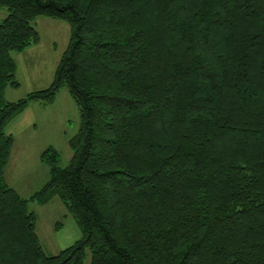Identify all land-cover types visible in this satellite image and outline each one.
Returning <instances> with one entry per match:
<instances>
[{"label":"trees","instance_id":"16d2710c","mask_svg":"<svg viewBox=\"0 0 264 264\" xmlns=\"http://www.w3.org/2000/svg\"><path fill=\"white\" fill-rule=\"evenodd\" d=\"M0 264H264V0H0ZM60 20L51 85L18 89L12 52ZM62 89L80 125L29 198L5 179L8 124ZM59 198L82 237L43 249L30 203Z\"/></svg>","mask_w":264,"mask_h":264},{"label":"rangeland","instance_id":"374dc122","mask_svg":"<svg viewBox=\"0 0 264 264\" xmlns=\"http://www.w3.org/2000/svg\"><path fill=\"white\" fill-rule=\"evenodd\" d=\"M7 15V10L0 8V22ZM33 26L40 34V43L22 53L12 52L20 88L7 89L8 102H17L31 92L48 88L70 42V26L63 21L40 17ZM28 108L7 126V133L14 137V146L5 170L7 183L24 198L49 180L50 169L40 159L46 149L53 147L60 153L61 167L69 165L73 152L68 141L77 134L80 125L78 108L67 89L60 91L52 105L34 101ZM29 210L37 216V233L47 255H57L82 237L77 222L59 198L44 206L30 203ZM90 263L88 251L84 264Z\"/></svg>","mask_w":264,"mask_h":264},{"label":"crops","instance_id":"0c3cea01","mask_svg":"<svg viewBox=\"0 0 264 264\" xmlns=\"http://www.w3.org/2000/svg\"><path fill=\"white\" fill-rule=\"evenodd\" d=\"M28 107H29V106H28ZM28 109H29V108H28ZM28 109H27L26 111H29ZM26 111H24L23 113H25ZM23 113H22V114H23Z\"/></svg>","mask_w":264,"mask_h":264}]
</instances>
